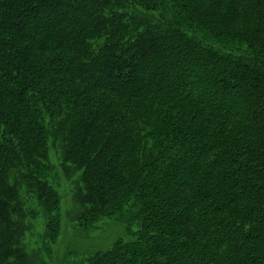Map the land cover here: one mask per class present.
<instances>
[{
  "label": "trees",
  "instance_id": "obj_1",
  "mask_svg": "<svg viewBox=\"0 0 264 264\" xmlns=\"http://www.w3.org/2000/svg\"><path fill=\"white\" fill-rule=\"evenodd\" d=\"M53 161L126 229L82 264H264V0H0V264L60 237Z\"/></svg>",
  "mask_w": 264,
  "mask_h": 264
},
{
  "label": "rangeland",
  "instance_id": "obj_2",
  "mask_svg": "<svg viewBox=\"0 0 264 264\" xmlns=\"http://www.w3.org/2000/svg\"><path fill=\"white\" fill-rule=\"evenodd\" d=\"M54 167L64 206L60 237L56 243L50 244L51 250H46L43 244L48 241L45 238V221L38 216L32 220L31 232L26 237V249L32 257L39 256L43 259L40 264H82L86 258L98 251L111 249L120 237H124L126 229L123 224L112 219L99 223L97 228H79L76 221L77 208L73 200L74 190L57 162H54Z\"/></svg>",
  "mask_w": 264,
  "mask_h": 264
}]
</instances>
